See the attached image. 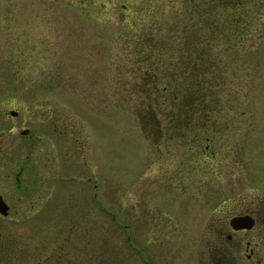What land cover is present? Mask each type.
<instances>
[{
  "label": "rangeland",
  "instance_id": "obj_1",
  "mask_svg": "<svg viewBox=\"0 0 264 264\" xmlns=\"http://www.w3.org/2000/svg\"><path fill=\"white\" fill-rule=\"evenodd\" d=\"M201 1L0 0V138L19 140L20 130L30 128L37 171L47 169L48 148L54 162L71 150L75 160L86 159L96 183L95 198L85 189L77 194L69 216L80 226L73 232L52 228L49 234L59 239L44 247L30 235L33 256L55 250L49 264L58 254L57 264H209L208 246L220 247L232 215L251 212L264 221V0L262 20L249 37L219 42L228 78L220 95L228 100L218 110L219 142L194 154L200 148L193 141L173 139L167 115L158 114L156 124L141 104L152 81L145 80V59L156 55L161 66L173 63L183 20L201 9ZM160 8L162 20L156 18ZM159 36L166 48L148 54L144 43ZM49 116L68 124L72 136L52 130ZM155 128L162 129L158 140ZM53 189L43 202H57L59 189ZM1 191L11 194L5 182ZM45 208L38 201L31 215L10 219L25 226V220L45 218ZM41 234L48 235L34 233ZM244 240L252 241L264 262V241Z\"/></svg>",
  "mask_w": 264,
  "mask_h": 264
},
{
  "label": "trees",
  "instance_id": "obj_2",
  "mask_svg": "<svg viewBox=\"0 0 264 264\" xmlns=\"http://www.w3.org/2000/svg\"><path fill=\"white\" fill-rule=\"evenodd\" d=\"M262 3L263 0H202L201 9L195 10L192 15L190 12L183 20L179 34L181 39L172 48V66L170 62L161 66L164 61H155L156 55L145 59L144 72L149 76L146 77L142 68L140 77H146L145 80L152 78V81L145 88L141 102L143 110H148L150 120L156 124L158 114L167 115L173 123V139L193 141L200 148L194 154L219 142L222 135L217 129L218 110L226 109L228 98L223 101L220 95L228 78L219 42L228 37L232 40L230 35L238 43L249 37L248 32L260 23L259 19L262 20ZM228 5L230 9H226ZM162 9H159L157 19L165 17V10ZM175 11L173 8V13ZM141 40H135L140 51ZM143 46L148 49V54L156 51L162 53L166 41L159 36ZM142 123L144 125L147 120L142 119ZM155 129L158 140L159 130L162 129ZM144 130L146 136L153 139L149 131Z\"/></svg>",
  "mask_w": 264,
  "mask_h": 264
},
{
  "label": "flooded vegetation",
  "instance_id": "obj_3",
  "mask_svg": "<svg viewBox=\"0 0 264 264\" xmlns=\"http://www.w3.org/2000/svg\"><path fill=\"white\" fill-rule=\"evenodd\" d=\"M11 111H9V114L13 116ZM3 114L5 116V111L1 110L0 119ZM48 119H51L47 123L52 130L61 131V135L67 133L72 136V129L68 130L66 127L69 126L68 124L64 122L57 123L50 116ZM11 129L8 128L9 131ZM67 130L71 133H68ZM19 135L22 137L19 140L17 138L6 140L0 138V198L5 203L4 205L7 210L6 214L0 212V264H49V258L54 256L55 250L44 253V256H33L34 252L33 250L31 251L33 240L31 237L37 238L38 242L43 243L44 247L51 243V238L54 237L55 240L59 239L56 235L57 233H53L54 236L49 234L52 228H55V232H64L67 226L68 232L71 233L74 231V228L76 229L80 226V224L73 223L75 219L69 216V214L77 209V194L81 193V189H83L84 193H86V190L88 195L92 194L94 198L97 196L94 192V188H96L94 173L92 170L86 169V159L75 160L71 150L64 149L62 158L58 157V161L54 162V156H50L53 155L51 154L53 150L50 148H48L46 156L48 161V164L45 163L47 169L44 171V174L41 171H37L39 170L38 161L33 160V147L37 139H35V135L30 128L21 129ZM41 151V147H38L36 150L37 155ZM79 163L85 167L84 170L81 169ZM50 172H57L58 175L50 176ZM34 174L38 176V183L35 187L33 186ZM39 175H42V177H39ZM81 181L84 182V188ZM3 182L10 186L11 194L8 196L1 191ZM55 186L59 189L56 195L58 197L55 199L57 202H43V196L54 193L52 190H54ZM42 191H44V195H42ZM38 201L40 204L42 203L46 206L45 211L48 213L45 215V218L25 220V226L17 224L19 220L16 218L15 220L10 219L20 214H24L26 217L31 215L34 204L35 202L38 203ZM53 203L55 205L51 208V204ZM52 211H56L57 213ZM52 214H55L57 217L51 218ZM242 215L251 216L254 219L253 226L250 229L234 230L229 224L230 219L234 216ZM12 221L16 224L15 227H21L19 231L13 229ZM225 225L226 221L223 220V226ZM228 226L231 232L226 233L225 237L220 240V247L213 250L212 247L208 246L211 258L209 264H237V259L240 260L241 255L245 256V260L241 264H263V261L257 260V252L252 241L244 239L257 237L264 241V221L260 222L255 213L244 212L232 215L228 219ZM33 227H38L39 229L34 230ZM61 227L64 230L60 229ZM38 231L46 232L48 235L44 236L41 234L39 235L40 237L34 235ZM240 232L244 233V235L237 236V233ZM251 233H254V235L248 236ZM226 256L229 258L234 257V261H228L229 258L226 259ZM39 257L43 261L35 262L32 260ZM60 258L61 255L58 254V263L60 262ZM57 262L53 264H57ZM67 263L73 264L70 261Z\"/></svg>",
  "mask_w": 264,
  "mask_h": 264
},
{
  "label": "water",
  "instance_id": "obj_4",
  "mask_svg": "<svg viewBox=\"0 0 264 264\" xmlns=\"http://www.w3.org/2000/svg\"><path fill=\"white\" fill-rule=\"evenodd\" d=\"M11 114L15 116L17 112L12 110ZM4 204L5 203L0 198V212L6 214L7 210ZM229 224L234 230L250 229L254 224V219L249 215L234 216L230 219Z\"/></svg>",
  "mask_w": 264,
  "mask_h": 264
}]
</instances>
